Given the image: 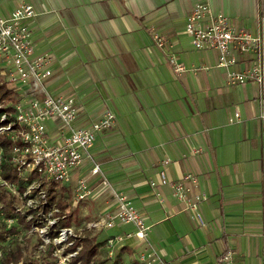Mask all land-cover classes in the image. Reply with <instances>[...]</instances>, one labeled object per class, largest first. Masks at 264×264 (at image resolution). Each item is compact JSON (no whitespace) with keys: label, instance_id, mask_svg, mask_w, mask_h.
I'll list each match as a JSON object with an SVG mask.
<instances>
[{"label":"crops","instance_id":"crops-1","mask_svg":"<svg viewBox=\"0 0 264 264\" xmlns=\"http://www.w3.org/2000/svg\"><path fill=\"white\" fill-rule=\"evenodd\" d=\"M22 2L37 11L30 21L34 56L53 57L50 92L72 94L81 107L76 125L89 127L108 108L117 114L92 149L101 175L84 161L67 185L72 196L81 178L93 188L77 214L90 217L89 225L115 215L103 176L149 227L146 240L126 239L112 256L109 239L134 227H89L95 264H142L149 247L169 264H219L227 250L239 264H264V123L257 117L264 82L231 83L229 71L247 69L252 55L238 53L229 70L218 66L217 51L197 50L186 32L191 9L204 2L264 41V0H0V16ZM237 111L240 118L231 121ZM56 131L51 123L50 134ZM189 173L197 178L186 182L189 197L207 194L199 203L204 224L174 195V182Z\"/></svg>","mask_w":264,"mask_h":264},{"label":"built area","instance_id":"built-area-1","mask_svg":"<svg viewBox=\"0 0 264 264\" xmlns=\"http://www.w3.org/2000/svg\"><path fill=\"white\" fill-rule=\"evenodd\" d=\"M36 15L37 11L32 4L22 2L8 16H0V83L6 82L12 90L10 97L0 98V183L17 187L11 179L3 175V164L7 160L13 168L11 177L26 185L23 192L25 199L34 202L33 194L38 197V207L42 209L44 218L46 215L49 218L47 229L56 231V239H59L60 243L72 246L78 235L74 228L59 225L60 216L57 214L60 209L47 198L44 184H71L73 172L84 161L92 164V175H101L100 165L96 162L92 149L97 135L115 126L117 114L108 108L104 115L89 127L76 125L81 112L76 98L72 94L57 97L49 90L47 82L53 76L52 55L45 53L34 56L35 41L30 21ZM186 32L197 50L217 51L218 66L229 70L238 64V53L252 55L251 64L247 69L229 71L231 83L264 82V41L260 35L237 27L229 16L222 11H213L211 5L204 2L191 9ZM155 38L158 44L164 43L159 35ZM171 62L177 72L184 69L176 57H171ZM257 117L264 123V109ZM238 118L240 113L237 111L231 121ZM51 123L56 127L55 135L50 134ZM4 139L10 143L8 158L1 144ZM186 182L197 184L196 175L189 173L174 182V195L178 200L186 201L190 218L204 224L199 203L207 199V194H192L189 197L192 186L186 185ZM100 184L109 188L118 206L117 211L115 215L92 223L89 227L98 226L100 223L112 227L114 222L131 224L134 227L133 232L109 239L108 247L112 256L117 247L115 245L124 243L126 239L136 237L146 240L149 227L142 213L131 204L127 195L118 192L106 177L102 176ZM92 194L93 188L87 179L81 178L74 187L72 204L78 205ZM44 207H49V211L46 212ZM80 249L81 247L69 256L77 255ZM140 261L142 264H169L153 247H149L140 255ZM218 263L239 264L230 250L219 255Z\"/></svg>","mask_w":264,"mask_h":264},{"label":"rangeland","instance_id":"rangeland-1","mask_svg":"<svg viewBox=\"0 0 264 264\" xmlns=\"http://www.w3.org/2000/svg\"><path fill=\"white\" fill-rule=\"evenodd\" d=\"M2 191L9 192L10 195L16 197V200L13 204L15 210L12 215L14 217H7L5 216V203L0 199V230L4 231V239L0 241V263L8 253L19 249L25 259L36 260V264H70V260L74 256L69 255L75 253L79 247L82 248V245L72 252L70 251L71 246H66L64 242L60 243L59 239H56V231L48 230L46 227L50 223L49 218L48 215L44 218L42 209L38 207V197L33 194L34 202H29L22 192L17 191V187L0 183V192ZM55 195L57 198L62 196L59 190L55 192ZM7 200H9L8 196ZM54 202L56 204V201ZM83 203L72 204L66 211L67 214H70L68 227L74 228L78 235L76 241H79L86 233L91 232L89 229L91 218L77 214V209ZM21 216L23 217L22 221L20 220ZM51 248L53 249L52 252L50 251Z\"/></svg>","mask_w":264,"mask_h":264},{"label":"trees","instance_id":"trees-1","mask_svg":"<svg viewBox=\"0 0 264 264\" xmlns=\"http://www.w3.org/2000/svg\"><path fill=\"white\" fill-rule=\"evenodd\" d=\"M12 94V90H10L6 84V82H1L0 83V98L5 99L10 97ZM14 100V98H13ZM1 144L5 148V155L6 158H8V148H9V141L7 139H4ZM13 173V168L12 166L8 163L6 160L3 164V175L11 179L12 182H14L18 190L20 192H24L26 189V185L22 182H18V180L14 177H11ZM44 187L47 191V198L52 202L55 203L57 207L60 209V213L57 214V216H60L59 219V225L62 227H67L68 225V219L70 217V214H67L66 211L67 209L72 205V195L69 194V190L67 188V185H61L57 183H45ZM60 191L61 197L57 198L55 195L56 191ZM7 196L9 197V200H7ZM0 199L3 200L4 208L6 209L5 216L7 217H14L12 213L14 212V207L13 204L16 200L15 196H12L9 194L7 191H2L0 192ZM46 212L49 211V207H44L43 208ZM71 213V212H70ZM35 219V218H34ZM20 220H23V217H20ZM3 230H0V241L3 240ZM82 245L81 250L78 252L76 256H74L70 260V264H90L94 263L95 260L98 256V247L96 246V237L91 234V232L86 233L82 238L79 239V241H75L73 245L70 248V251H76V249ZM50 251L52 252L53 249L51 248ZM23 259V260H22ZM22 261V264H36V260H31V259H25L23 257L22 251L21 250H15L13 252L8 253L3 261L0 264H20Z\"/></svg>","mask_w":264,"mask_h":264}]
</instances>
